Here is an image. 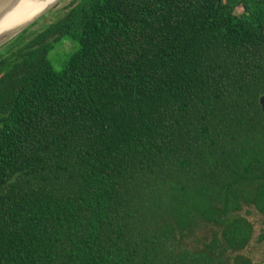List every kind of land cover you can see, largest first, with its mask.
Returning a JSON list of instances; mask_svg holds the SVG:
<instances>
[{"label":"trees","instance_id":"1","mask_svg":"<svg viewBox=\"0 0 264 264\" xmlns=\"http://www.w3.org/2000/svg\"><path fill=\"white\" fill-rule=\"evenodd\" d=\"M35 23L0 45V264H251L227 252L253 232L233 214H264V0ZM201 224L219 232L187 247Z\"/></svg>","mask_w":264,"mask_h":264},{"label":"rangeland","instance_id":"2","mask_svg":"<svg viewBox=\"0 0 264 264\" xmlns=\"http://www.w3.org/2000/svg\"><path fill=\"white\" fill-rule=\"evenodd\" d=\"M73 0H56L51 7L43 12L41 16L35 20L33 29L38 30L49 24L56 15L64 12L66 6ZM240 9V8H239ZM241 10V9H240ZM34 22V21H33ZM32 22V23H33ZM75 44L71 40L64 41L61 45L57 44L50 53L51 60L55 68L60 70L70 52L75 49ZM246 216L253 228L252 237L247 247L239 251L229 250L228 256L243 255L251 259V264H264V214L259 212L255 206H244V208L234 213L233 216ZM219 229L201 224L197 230L194 231L191 238L184 240V244L192 249H201L203 241H209L213 237V232Z\"/></svg>","mask_w":264,"mask_h":264},{"label":"bare ground","instance_id":"3","mask_svg":"<svg viewBox=\"0 0 264 264\" xmlns=\"http://www.w3.org/2000/svg\"><path fill=\"white\" fill-rule=\"evenodd\" d=\"M56 0H16L0 14V42L34 17L54 5Z\"/></svg>","mask_w":264,"mask_h":264},{"label":"water","instance_id":"4","mask_svg":"<svg viewBox=\"0 0 264 264\" xmlns=\"http://www.w3.org/2000/svg\"><path fill=\"white\" fill-rule=\"evenodd\" d=\"M13 1H16V0H0V14L2 13V11H4L7 7H9V5H11V3ZM47 10V9H46ZM44 12V11H43ZM43 12L34 17L33 19H31L29 22H27L25 25H23L21 28H19L17 31H15L14 33L10 34L9 36H7L5 39H3L1 42H0V45L6 41H8L10 38H12L15 34H17L18 32H20L21 30H23L24 28H26L28 25H30L33 21H35L39 16H41L43 14ZM260 104L262 106V109H263V112H264V95H262L260 97Z\"/></svg>","mask_w":264,"mask_h":264}]
</instances>
